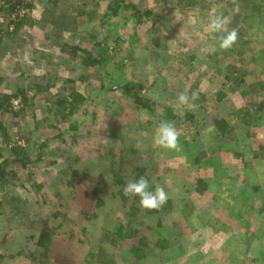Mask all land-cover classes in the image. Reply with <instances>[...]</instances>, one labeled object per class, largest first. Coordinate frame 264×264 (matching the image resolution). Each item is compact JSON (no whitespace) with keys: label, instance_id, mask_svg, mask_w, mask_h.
<instances>
[{"label":"rangeland","instance_id":"rangeland-1","mask_svg":"<svg viewBox=\"0 0 264 264\" xmlns=\"http://www.w3.org/2000/svg\"><path fill=\"white\" fill-rule=\"evenodd\" d=\"M9 1L0 0V27L13 32L0 38V87L25 86L30 102L12 98L23 110L0 114L1 154L12 158L5 148L19 145L35 160L25 137L50 129L71 90L92 98L93 120L79 136L51 140L40 160L2 172L0 264H264V0H127L144 14L137 40L124 44L130 83L101 97V70L62 43L93 48L108 0H57V13L83 12L72 31L44 23L46 0ZM216 15L238 31L229 50L207 31ZM194 91L196 108L178 103ZM137 95L151 110L135 109ZM188 113L198 121L190 129ZM163 120L175 122L180 151L154 144ZM140 176L165 188L167 212L147 214L123 194ZM44 223L53 233L42 246Z\"/></svg>","mask_w":264,"mask_h":264},{"label":"trees","instance_id":"trees-1","mask_svg":"<svg viewBox=\"0 0 264 264\" xmlns=\"http://www.w3.org/2000/svg\"><path fill=\"white\" fill-rule=\"evenodd\" d=\"M8 1L9 0H3L4 3ZM16 4V2L12 4L13 7H16ZM45 4L46 6L43 7V14L47 13V16L43 15L42 19L44 23L49 24L51 27L55 26L64 31H72L82 24L81 15L83 12L78 10L76 13H57V0H46ZM143 16L144 14L141 10L131 1L108 0L106 6L99 14L98 19L99 30L103 33L95 31L91 32L90 35L93 41V48H84L79 45L70 46L66 43H62V47L66 48L63 50L68 51L72 56L79 58L81 64L86 68L101 70L102 78L99 89L100 93L97 97L106 94L108 90L122 88L123 86H126L127 83H130V80H128L129 75L126 73L124 67L131 52L124 47V44L134 43L137 40V27L141 24ZM18 24H16V26ZM7 30L9 31L10 29ZM7 30L5 33L0 27V38L2 34H6L5 36H8V38L11 37L13 32H8ZM1 40L2 39H0V41ZM92 50H95L96 52H93ZM3 77L4 75H0V86ZM86 78L87 76L80 75L81 80ZM132 82L134 81L132 80ZM37 87L38 91H48L50 88L49 84H40L37 85L36 88ZM12 98H20V101L23 104H29L30 102L28 89L25 86H18L11 92L5 91L0 87V114L11 112L14 115H17L23 110L19 109L16 111L12 108ZM132 100L135 109L151 110V103H149L147 97L137 95ZM56 106L57 107L54 109L53 123H49L51 125L50 129L52 130V133L48 125H44L38 136H35L34 131H29L28 136L25 137L26 143L35 149L36 159L32 160L29 151L23 146L12 145L8 149L5 148V150L14 155V157H5L0 152V159H2L0 161V176L8 165L16 164L25 167L27 164H32L35 161L40 160L43 151L47 148L51 140L63 136L65 133H71V135L75 137L79 136L82 133L80 132V128L87 123L90 124L93 120V115L90 111L93 106L92 98L87 96L86 93L71 90L65 99L61 98L57 101ZM175 119L180 120L182 118L178 116ZM184 119L190 122L189 129L193 128V126L196 125L195 123H198V121L194 119V115L189 113L185 115ZM213 122L220 132H223L227 126V122L224 118L214 119ZM39 127V124H35V129H39ZM5 130L3 123L0 122V133L4 138L6 136ZM54 131L56 132L54 133ZM115 180L113 181L115 182ZM132 199L137 201L139 198L136 197ZM171 203V199H168V202L160 210H146V213L150 215L165 213L171 207ZM52 233L50 225L44 223L37 236L38 243L42 246L49 243L52 239ZM104 238L108 239V237Z\"/></svg>","mask_w":264,"mask_h":264},{"label":"clouds","instance_id":"clouds-1","mask_svg":"<svg viewBox=\"0 0 264 264\" xmlns=\"http://www.w3.org/2000/svg\"><path fill=\"white\" fill-rule=\"evenodd\" d=\"M228 18L223 15H216L210 19L207 31L211 38L218 40L221 50L231 49L238 41L239 35L237 29H226ZM223 33L222 35H217ZM199 98L198 92H192L191 97L186 93H181L178 97V103L187 106L189 109L196 108L195 101ZM181 133L175 127L174 121L163 120L159 123L154 134V144L162 149L169 151H180L181 145L179 141ZM123 194L129 198L138 197L139 206L145 210L158 211L169 199L165 188L156 185L154 189H150L149 181L146 177L140 176L135 180H130L123 189Z\"/></svg>","mask_w":264,"mask_h":264},{"label":"built area","instance_id":"built-area-1","mask_svg":"<svg viewBox=\"0 0 264 264\" xmlns=\"http://www.w3.org/2000/svg\"><path fill=\"white\" fill-rule=\"evenodd\" d=\"M3 22H5V17L3 15H0V23H3ZM9 29L12 30V26H10Z\"/></svg>","mask_w":264,"mask_h":264}]
</instances>
